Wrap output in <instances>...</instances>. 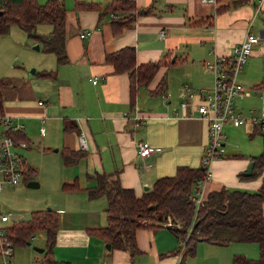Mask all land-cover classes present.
I'll list each match as a JSON object with an SVG mask.
<instances>
[{
	"label": "crops",
	"instance_id": "0c3cea01",
	"mask_svg": "<svg viewBox=\"0 0 264 264\" xmlns=\"http://www.w3.org/2000/svg\"><path fill=\"white\" fill-rule=\"evenodd\" d=\"M63 1L66 4V0ZM72 1L74 6L67 7L68 61L59 62L57 55L43 50L40 43V49L34 48L38 53L34 55L46 64L28 72L24 61L20 66L14 60L26 53L28 45L23 37L24 33L29 34L13 25L9 33L0 38V76L11 78L3 88L2 113L23 124L19 131L21 137L17 139L27 141L25 149L57 164L60 154L66 164L58 190L64 193L63 200L55 208L61 215L54 246L57 259L71 264H133L129 251L109 249L106 245L103 248L106 241L95 238L99 235L90 231L92 227L107 225L108 202L105 196L91 198L86 188L96 185L92 176L106 172L142 195L146 186L151 187L157 178L175 175L180 165L201 166L210 139L209 121L197 107L201 102L200 91L211 90L215 81L214 73L205 62L230 55L233 46L244 40L248 30L262 38L252 48L243 67L244 77L250 81L256 77L259 81L247 86L252 92L237 100L253 97L255 92L264 104V85L256 86L264 82V0H242L217 13L213 23L199 26L190 23L215 13L216 1L136 0L139 7L152 6L155 12L138 15L132 26L118 35L113 34L111 15L99 21V10H77L76 0ZM90 1L106 4L110 0ZM44 24L39 23L37 29ZM47 24L39 33L53 30V25ZM161 29L166 30L163 36ZM11 32L22 38L20 44L10 38ZM83 32L87 33L84 37ZM127 45L136 48L138 63L162 59L168 62L158 69L148 86L139 89L134 103L129 74L115 73L105 60L106 53ZM175 59L179 61L169 63ZM259 65L262 72L258 74ZM93 78L98 81L94 82ZM162 79H166V89L153 92ZM237 109L242 111L243 106L239 104ZM251 109L260 110L254 107L248 111ZM252 129L249 128L251 135ZM5 130L8 131L3 126V132ZM82 132L87 147L81 146ZM146 140L153 149L142 156L138 143ZM74 151H79L80 155H75ZM221 156L208 162L209 176L201 185L199 183L196 194L203 201L211 191L222 186L250 191L261 186L264 170L257 178L241 177L255 155L227 153L224 145ZM35 166L24 157V168L37 172ZM39 167L43 170L44 163ZM74 181L86 190L62 188L65 182ZM14 220L20 219L13 217L5 221L6 226ZM163 229L171 231L167 226L137 230L140 253L145 250L152 253L156 264H177L179 260L188 264L185 249L183 253H172L179 241ZM166 250L171 255L164 256Z\"/></svg>",
	"mask_w": 264,
	"mask_h": 264
},
{
	"label": "trees",
	"instance_id": "16d2710c",
	"mask_svg": "<svg viewBox=\"0 0 264 264\" xmlns=\"http://www.w3.org/2000/svg\"><path fill=\"white\" fill-rule=\"evenodd\" d=\"M215 1L217 2L215 13L194 19L190 24L194 26L211 24L217 13L242 0ZM75 8L99 10V21L111 15V26L115 35L132 26L138 15L155 12L152 6L139 7L136 0H110L106 4L76 0ZM67 10L63 0H47L44 3L38 0H0V38L9 33L13 25H18L30 37L39 41L43 50L55 53L59 62L68 61ZM39 23H50L53 30L47 34L39 33L37 31ZM105 60L112 65L115 73L129 74L132 103L135 102L139 89L148 86L158 69L168 64L164 59L138 63L136 48L133 45L106 53ZM178 61L175 59L169 63ZM10 82V77L0 76V113L3 112V88ZM262 85L264 82L256 84L257 87ZM165 89L166 79H162L153 92L159 93ZM257 131H262L261 126H254L252 135ZM14 135L19 138L21 132L18 131ZM73 153L80 155L79 151ZM251 160L254 161L252 172L250 174L242 172L241 177L251 179L262 175L264 149ZM207 170L208 161L204 158L202 165L198 167L180 165L175 175L157 178L142 195H137L131 187L123 186L118 177H112L106 172L95 174L92 177L96 180V185L86 189L91 198L106 197L107 225L92 227L90 231L110 242L111 249L127 250L131 256L140 251L136 239L137 230L148 227L170 228L179 241V246L185 247L184 255L196 254L200 241L218 245H228L235 241L255 242L260 248L259 257L237 253L231 264H264V176L261 186L255 191L222 186L211 191L203 203L198 205L195 200L196 191ZM62 188L85 189L78 181L65 182ZM153 204L156 205L151 208L150 205ZM60 227L59 212L47 208L32 210L28 219L14 220L6 227V231L15 247L32 244L33 236L43 231L46 237L43 262L71 264L70 261L54 256V246ZM180 251L179 247H176L172 253Z\"/></svg>",
	"mask_w": 264,
	"mask_h": 264
},
{
	"label": "rangeland",
	"instance_id": "374dc122",
	"mask_svg": "<svg viewBox=\"0 0 264 264\" xmlns=\"http://www.w3.org/2000/svg\"><path fill=\"white\" fill-rule=\"evenodd\" d=\"M47 1V0H44ZM43 1V2H44ZM66 6L71 8L74 6V1L66 0ZM48 24L40 25L37 31L43 30ZM15 32V31H14ZM10 33V38L14 39L16 44L22 42L21 37H16L15 33ZM19 36V35H18ZM26 45L28 49L26 53L20 59H15L14 62L20 66L23 61L26 63L27 71H33L32 69H41L46 63L36 57L34 54L37 51L34 50V45L39 42L24 33ZM24 53V52H23ZM39 56V55H38ZM249 60V58H248ZM258 74L262 72V65L258 67ZM16 70L19 67L15 68ZM259 78V75L257 76ZM238 80L246 86H251L252 83H256V77L250 81L244 77V70L238 74ZM213 86V85H212ZM143 89H146L143 87ZM253 97H248L243 100H236V106L239 104L243 106V114L246 116L250 113V108L257 107L261 109L262 99L258 97L255 92ZM232 123V122H231ZM231 123H227L224 127L226 133L225 148L227 153H245L249 155H258L264 149V131H257L255 135H251L252 129L248 124H242L241 126H233ZM3 131V126L0 125V133ZM23 156L30 164L36 165L37 172H31L28 168H25V173L22 181L18 185H6L0 190V212H10L15 219H26L30 216L32 210L35 209H55L60 206L62 202V196L64 193L58 192L60 181L62 176H65V162L61 159L60 154L57 155L58 164L54 161L41 158L40 154L32 150H21ZM44 163V169L41 170L39 165ZM27 178H29L28 181ZM30 180H38L39 186H29ZM60 222H61V215ZM0 225H7L6 222L0 220ZM150 228V227H148ZM145 230V229H143ZM169 234H173L168 229H163ZM153 231V230H152ZM161 232V229L156 231L157 235ZM99 240H104L101 237L96 236ZM32 244L28 246H18L15 248L14 255L12 256L11 264H45L43 262L44 252L39 251L36 247H44L46 245V237L43 231L36 233L34 238L31 239ZM180 244V243H179ZM106 242L103 241V248ZM181 253L183 252V246H179ZM94 250V249H93ZM106 253V252H105ZM237 253H243L250 257H259L260 248L257 243L253 242H233L228 245H218L209 242H200L197 245L196 254H186L185 259L188 264H231L233 257ZM171 255L166 250L164 256ZM258 255V256H257ZM54 256L57 258L56 252ZM163 256V257H164ZM130 262L133 264H156L153 254L145 250V252H137L135 256L130 255Z\"/></svg>",
	"mask_w": 264,
	"mask_h": 264
},
{
	"label": "built area",
	"instance_id": "2783aa9c",
	"mask_svg": "<svg viewBox=\"0 0 264 264\" xmlns=\"http://www.w3.org/2000/svg\"><path fill=\"white\" fill-rule=\"evenodd\" d=\"M208 1V0H206ZM215 1V0H209ZM166 34L165 29L160 30V35ZM87 33H81L86 36ZM261 36L248 30L246 37L241 42L235 44L230 55H220L213 60H206L205 65L215 75L214 86L211 90L200 91L201 102L198 104L199 113L209 121V144L204 160L210 161L218 158L224 151V140L226 138L224 127L228 122L235 125L249 123L253 127L261 126L264 131V104L257 111L251 109L249 115H244L236 107V100L249 95L252 89L238 80V74L242 71L248 61L252 48L259 43ZM97 82V78H93ZM0 125L8 131L0 133V190L6 185H18L21 183L25 173L24 156L21 150L27 147V141L17 139L15 133L22 129L23 124L14 122L10 115L0 113ZM82 147H87L85 133L80 135ZM139 154L146 156L151 153L153 146L149 141H139ZM209 176L208 172L200 185ZM198 205L203 203L201 196L195 197ZM13 216L10 212H0V220L5 222L11 220ZM15 219V218H14ZM6 225H0V264H11L15 246L6 231ZM184 247V246H183ZM185 247L183 248L184 251ZM183 253V252H182ZM177 264H185L179 260Z\"/></svg>",
	"mask_w": 264,
	"mask_h": 264
},
{
	"label": "water",
	"instance_id": "95a60500",
	"mask_svg": "<svg viewBox=\"0 0 264 264\" xmlns=\"http://www.w3.org/2000/svg\"><path fill=\"white\" fill-rule=\"evenodd\" d=\"M40 42H37L35 45H34V48L36 49H40ZM33 71H35V69H32ZM204 167V166H202ZM253 167H254V161L252 160L250 165H249V168L247 169L246 173L247 174H250L253 170ZM28 185L29 186H39L40 185V182L38 180H30L28 182ZM146 189H148V187L146 186ZM156 204H153V205H150L151 208L155 207ZM106 246L110 249L111 248V243L110 242H107ZM39 251L43 252L45 250L44 247H36Z\"/></svg>",
	"mask_w": 264,
	"mask_h": 264
},
{
	"label": "flooded vegetation",
	"instance_id": "af4514ba",
	"mask_svg": "<svg viewBox=\"0 0 264 264\" xmlns=\"http://www.w3.org/2000/svg\"><path fill=\"white\" fill-rule=\"evenodd\" d=\"M24 179V178H23Z\"/></svg>",
	"mask_w": 264,
	"mask_h": 264
}]
</instances>
